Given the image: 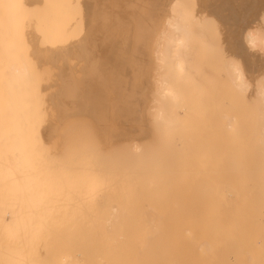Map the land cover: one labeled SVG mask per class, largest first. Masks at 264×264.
I'll return each mask as SVG.
<instances>
[{
  "label": "bare ground",
  "instance_id": "1",
  "mask_svg": "<svg viewBox=\"0 0 264 264\" xmlns=\"http://www.w3.org/2000/svg\"><path fill=\"white\" fill-rule=\"evenodd\" d=\"M0 1H1L0 3H2L0 4V6L1 5L3 6V8L2 6L0 7V10L3 9V12L0 11L2 12L0 13V20L2 21L3 16L6 15V13L4 12L6 8L5 6H8L9 8V5L11 4L10 5L11 8L14 7L18 9L19 6L21 5L22 7L26 8V9L24 8L25 10H27L29 8L32 9L31 7L33 6L39 5L38 6V9H39V7L42 5L43 0H10V1L4 0V1H8L7 3L9 5H5L6 2L4 3L3 0H0ZM45 1H43V3ZM191 1L192 0H97L95 1L96 9L94 10L93 15L90 17V21L86 28L87 29L86 34H84L86 37L82 39L81 44L84 46L83 51H85L84 48L87 49L86 51L88 50L90 51L88 52V55L86 56V64L88 65L87 74H94V75L96 73L99 74V72H96V73L95 71L93 72V68L95 69L96 65L99 63V58L95 55V50H94V48H96L98 44L97 37L100 35H103V32L105 30H110V31L113 30L111 32L114 33L115 31L116 33H120L124 31V28L125 30H127V33H129V31L131 30L132 31L131 33L133 34V35H129V36H133L132 41L130 40L131 45H129L131 49L129 62L132 68L131 70H129L130 71L129 74H131L132 72L131 80L133 81V83L140 82L142 77L145 76L146 74V71L139 70L140 67H142L141 64H145V62H147L148 64V62H150V64H153L152 66L155 67L154 69V67L152 68L150 67L151 65L149 66V68H151L149 72L150 73L149 77L153 76L154 78L153 92L157 95V97L153 98V101H155L156 104L154 108H153V105H151L152 107L145 105V109L151 108V109H157V110H155L154 113H151V117L147 115L146 118L150 117V119L153 120L151 121L149 119L151 123L153 122L152 123L153 129L155 125L157 126L161 125L162 127L159 130L158 128L157 129L155 128L154 131L151 130L154 134L152 135L151 133V135L149 136L147 134L143 136H138V135H133L132 133H129L128 131L126 132L124 131V204L123 203L120 204L121 208H118L117 204H113L112 208H109V209L105 208L102 210H90V209L89 210H72L70 208L69 209H60V208L52 209V206L50 207L48 203L50 204H55V203H51L50 201L47 202L46 200L48 199V197H46V200H44L47 203H44V201L41 200L44 196H47L46 195L47 193L43 194V197L38 198V199H40L44 204H48L47 205L48 207L43 208L44 205L43 207L40 206L42 205V203L41 204L38 203L36 198L39 196L37 193H35V191L32 193L30 192L29 194L22 193L24 189L28 193V190L32 189L31 185L33 184L32 183L33 180L35 181L36 178H39L40 180L41 175L42 176L44 175L43 173L41 174L42 170L44 169L43 168L39 169L41 168L39 167L40 164L38 165V167H35L37 166L36 159L38 158L40 159V157H37V156L40 154H37V156H35L34 153L33 155L29 153L31 150H29V152L26 150V147H28L29 145V143L27 142V137H26L28 136L26 134V131H27L26 129L25 131L21 130L22 127H19V125L15 127L14 122H11V121H10L11 123L8 122L9 125H2L3 123H1V126H0V264H195V263L198 264L200 261L199 257H236V258L238 257H250V258L251 257H264L263 256L264 251L262 253V256L260 255L255 256L253 254V253H256V251L254 250V245L256 247L257 244L255 243V241L253 243L252 239H250L249 237L250 236L249 234H251L252 232L251 233L248 232L249 234L246 233L248 230L245 231L244 225H243L244 222L241 221V223L243 222L242 226H240V224H237L238 219H236V216L234 215L237 212V208L239 211L240 207L245 208V204L248 207L249 206L255 207V209H256V206H259L257 209H259L260 206H264V202L261 199L257 198L256 196L244 193V191L243 192L240 191V193L238 192L239 188L241 190V188H243L241 186L245 185L244 183L245 181L243 180V178H239L240 180L243 181L242 182L238 179V177L236 178L233 175L232 177L231 175L230 176L228 175L229 177L221 176L219 180L216 179V181L218 180L219 182L218 187H217L218 189L216 192L215 190L213 193L205 191L206 193H203V195L201 194L202 196L200 195V198H203V200L199 202L198 200L195 201L196 199L194 200L192 199V202L186 203V204H182V202H180L181 200H184L183 197L180 200V196H182V194L184 193L180 195L178 194L177 197L175 196L176 200L174 199V193L176 192L175 190L178 187V185L177 187L174 186L176 185V183L172 184L174 187H176V189H174V193L173 191L169 192L168 187L166 189L167 191H165L163 188V186L165 185L166 186L171 185L170 177H169L171 176L170 174H172L173 172L171 169L172 168L171 165L173 164L175 165L176 162L179 164L182 162H179V159L181 156L180 154L176 152L177 154H175V156L179 155L178 161L171 163V165H170V162L165 163L166 162L165 161L163 164H161L162 167L159 168V169L161 168L163 169L164 168L163 165L166 164L168 165V167L171 166L170 170L172 172L168 171L167 172L168 174L167 173L164 174L163 173L164 170L161 171L158 169V166H157L158 160H162V159H157V156L160 155L157 152V150L159 149H156V147H158L156 146V144L159 143L158 142L159 139L156 138L155 134L157 133L159 134L160 133L159 131L161 130V132H163L164 134H163V138H161L162 136V133H161L160 141L162 139V141H165V143L169 142L170 144V142H172V138H174L175 135L179 131L178 130L179 128H177V130L175 129L177 133H174L175 135L173 137L172 134L174 132V126L175 128L177 125L183 126V127L187 126V124L182 123V120L179 119L176 115H174L173 112L171 113L169 108L171 107L178 108L179 106H181L182 93L186 87V84L184 83V78H186V76L188 75L187 74L188 69L191 67L189 64L191 60H193L191 58V55H194L195 50L199 51L200 44L201 45L203 43L205 44L206 39H208L204 32L207 30L205 29L206 27L205 28L203 27L202 21L205 20L204 21L205 23L207 17L211 14H219L221 16H224L225 14L223 12L228 8H229L228 10L230 11V14L234 13V10L236 8L234 7V5H231V4L234 1H238V0H196V1L193 0L194 5H197V7H193L189 9L187 5ZM239 2L243 3L242 1H239ZM65 3L66 2L63 1V4ZM93 3L94 1H90L91 5H93ZM46 4L47 6L49 5L48 3ZM33 10H35V8ZM36 11H39V10H36ZM44 11H45V8H44ZM256 11H257L255 12L256 17L254 18V20H252L253 24L243 29L241 35L237 36L239 39H237L236 36L234 35L233 33L234 31H231L230 28L227 27L228 30L227 32L226 31L225 32L228 33V35L226 36L227 38L225 39L226 40L225 42L228 46L227 48H229V51L232 54H230L229 58L225 59V66L224 64L223 66L225 67L224 69H226L225 72H226L227 79L229 81L228 85L230 84L229 86L232 85V87L237 88L239 92L241 93L245 92L247 96H250L249 93L251 91L253 92L252 93L253 99L257 103L259 107V112H260L259 113L256 110L257 111L256 113L257 114L259 113L260 117H262V120L264 121V73H260V74L257 73L258 75L254 76V82L252 84V82L249 79L250 77L248 76L243 66L235 62L233 58V54H236V53H241V54L254 53L260 56H264V6L260 8V10H256ZM31 12L29 11V13ZM16 13L18 12L16 11ZM1 15L3 16L1 17ZM18 15H16V19L20 20L17 17ZM23 16L25 17L24 14L22 15V17ZM35 17H37V15H35ZM40 18L38 20H41ZM11 19H14V21H16L15 17ZM18 20L16 21L17 23H18ZM16 22H14V24ZM19 23L22 24L23 22L21 21ZM63 23L65 24V22ZM72 23L73 22L71 21V24ZM69 25L70 24H67L66 26L70 27ZM9 26L7 25L5 27V29L7 28V31L9 30V28H10L9 31H11L13 29V28L11 29V27L14 25H12L11 27ZM23 26L21 27L19 26L20 27L19 29H21ZM26 27L27 26H25V30L27 29ZM38 27L39 26L37 25V28ZM42 27H43L42 29L39 27V30H33L35 28H32L31 31L32 32L38 31L37 33L40 32L41 35H43L42 30L44 29V26L42 25ZM59 27L57 28V30L54 29L55 27L52 28L55 30V32L57 31V34H55V32L52 31L48 35H50L51 37L57 36L60 31L64 30L63 28H65V30L68 28V27L67 28L63 27L61 25V29H62L61 30ZM49 31H51V27ZM111 32L110 33H108V31L104 32L105 35L108 33V36L110 38V39L108 38V41L111 40V36H110ZM8 33L9 34L5 33L3 35L4 37L0 34V37L2 36L0 39L5 38L6 35L7 37L8 35L10 36V33H11V37H13V35H16V33L14 34V32L12 33V31ZM65 33H67V31ZM17 34H18V31H17ZM29 34L30 33H27L25 31L19 36H21L23 41L25 42L27 41V35L29 36ZM39 35L40 34H38L37 36L35 35V40H36V37H39V38L41 37ZM62 35H65V34H62ZM68 36L70 37V35ZM68 36L65 35L66 38ZM125 37H126V40L127 38H129L127 36ZM74 38H75V35H74ZM121 38H122V35H121ZM151 38H153L151 52L149 54V58L146 59L145 54H143L142 52L143 46L146 44L147 40H150ZM67 39L69 41V38ZM33 40L34 39H32V41ZM35 40L31 43V40H29L28 38V43L30 42V45H32L33 47V45L35 44L34 43ZM40 40L41 38L39 39V41ZM5 41L0 40V44L2 45L0 46L1 48L3 47V45H7L8 42L9 43L14 42V39H11L9 41L5 40ZM51 41L49 42L50 44L57 43V40L52 41V42ZM64 41L65 40L63 41L60 40L61 43H63ZM65 42L68 43L67 41ZM74 43L77 45L78 42L77 43L74 42ZM30 45L28 44V46ZM59 45H62V44H59ZM67 45L71 46L72 42L71 43L69 42V44ZM48 46L50 47L51 45L48 44ZM66 46H64L65 47L64 49L66 51L68 50L69 52L71 50L70 49L71 47L67 46V48L69 47L67 49ZM44 47L42 48L44 49ZM42 48L40 50H42ZM59 48L60 50L63 49L62 46H59ZM21 49H23L22 46H21ZM101 51L103 52V49ZM85 53L87 54V52H84L82 53L83 54L82 56H84ZM49 55L50 54H48V56ZM41 60L42 59H40V61ZM51 60L52 59H50L49 61ZM17 64L15 65L19 67ZM1 67H2V64L0 65V69ZM12 68L15 69L16 72L19 71V69L14 68V66ZM254 68L256 69L258 67L254 66ZM23 71H24V68H23ZM172 71H173V74H172ZM24 73H26V71ZM70 75H71L70 73L64 70L60 72V75H59L60 82L58 83L60 89L57 91V96L63 97V99L60 98V102L63 103L64 105L63 108H65V110L67 111L73 110L80 103L79 102L75 106L74 105L75 102H73L71 99L74 100L76 99L75 98L76 95L79 96L82 94V93H79V95L76 94V91L80 92L82 88L80 86L79 87L81 88V90L80 89L78 90L79 87L76 88L77 90L74 88L77 86V84L75 83L76 86H73L72 83H74V81L71 82L72 76ZM28 76L26 79H29ZM174 78L175 80H173ZM27 81L29 83V87L30 85L32 86L29 80ZM31 82L33 83L34 81H31ZM2 83H4V81ZM141 83L145 84V82L143 81H141ZM23 84L26 85L24 82ZM17 85L19 84L17 83ZM0 86L6 89L7 85L3 86L2 84ZM1 87H0V92L2 93L0 94L2 95L3 93H6L8 89H6V91L3 92L2 91L3 89L1 90ZM26 89H30V88H27L26 86ZM136 89L132 88L131 90H128V91L129 93L134 94L136 92L135 91ZM37 91H40V90H37ZM84 91H85V88H84ZM89 91H85V93ZM234 91H236V89ZM27 93L30 94V91L29 92L27 91ZM37 94L38 93H36L35 95ZM16 95H18V93ZM82 95L84 96V92ZM5 97H7V95ZM79 97L77 99H79ZM24 98L27 99V96L26 97L24 96ZM131 98L133 99V97ZM1 99H3V101L6 100L5 98H1ZM17 100H19V98ZM88 100H91V99H88ZM1 101L2 100H0V102ZM31 101H32V98H31ZM95 101H96V98H95ZM161 102H165V104H169L168 107L163 105V103ZM30 106L33 107L31 104ZM127 106L129 107V105ZM127 106L125 107L127 108ZM17 108L19 107L17 106ZM101 108L102 107H100V110ZM30 109L33 111L32 108ZM82 109L84 110V107ZM133 109L131 111H133ZM29 110L27 111L29 112ZM136 110L139 111L138 108ZM128 111L129 109H127V111L124 110V113L126 112L130 114ZM227 113L223 115L224 120L222 122L223 123L222 125L225 128L231 129L235 127L234 121H235V116L237 115L235 114V116H233L231 114L232 116H229L230 113L229 112ZM134 114L136 113L134 112ZM65 116H67L65 115V113L61 114L62 119ZM32 121L34 122L33 118H32ZM56 125L57 123H51L46 128H43V127L40 128L39 135L36 134L38 131L34 133L37 136H39V140L36 139L37 140L36 142L40 144L39 142L41 141V143H44L46 147H47V144L50 145V142H52L54 138H56L57 133L60 132V128H57ZM236 126H237V123H236ZM34 127H38V126H34ZM261 128H262L261 133H260L261 137L259 138V141L264 144V123H263V127L261 126ZM33 130L35 131V129ZM33 130L31 131L33 132ZM182 130L184 129L182 128L181 131ZM31 134L33 133H30V135ZM34 134L33 136H35ZM178 135H176V137H178ZM113 136L114 135L107 136V137L111 138ZM121 136L122 135H120V137ZM150 136H153L156 139H153L151 137V140L149 141L151 142L152 146L150 144L151 149L150 148L147 149L146 147L148 146H146L145 144L147 143V145H149L148 143L150 142L148 141L146 142V139L148 140ZM175 138L174 140H176ZM153 142H155V144H153ZM160 144H162V142ZM171 144L172 146H175L173 142ZM38 147L39 145H37V148ZM158 148H161V147H158ZM30 149L32 148L30 147ZM38 150H40V148H38ZM50 150L48 152H50ZM159 151L162 152L161 150ZM163 151H165L164 147H163ZM167 151H168L167 153L168 157H170L171 155H172L171 158L175 157L173 154L174 152H170L169 148H167ZM169 153L171 154L170 156H169ZM60 154H61V151H60ZM165 154H166V151L164 155ZM182 154L184 155L186 154V152ZM42 163L43 162L41 161V164ZM62 165H63V162H62ZM166 165H165V169L168 168V167L166 168ZM121 167H123L122 164H121ZM175 167L176 168L174 169L176 171L179 170L178 165H175ZM181 167L183 168L182 165ZM178 172L181 175L182 170L181 171L179 170ZM178 172H176V174H178ZM175 175L174 176L172 175L173 178H175ZM44 177L46 179V176ZM44 177H43V180H44ZM180 177L181 178L183 177V179H185V176L183 174ZM187 179H190V178H187ZM23 181H25V183H22ZM40 181L38 182L40 183ZM183 181L185 182V180ZM189 181H188V184H189ZM184 182L182 183L181 181L182 184H184ZM240 182L244 184H240ZM209 184L210 183H208V185ZM239 184H240V187H239ZM215 185L217 186V184ZM207 186L205 187V189L207 188ZM182 187L180 189L181 191H182ZM162 189L164 190L163 192H161ZM177 191L180 192L179 189H177ZM51 196L54 197L55 195L54 196L51 195ZM184 196L188 197L185 194ZM197 199H198V196H197ZM186 201H187V198L185 202ZM241 203H243L244 206ZM237 204L238 206L240 204V207H237ZM37 206H40L41 208H38ZM49 207L51 209H48ZM246 210H247V215H248L250 211L248 212L247 208ZM251 211L254 212L255 210L251 209ZM257 211L258 210H256L254 213H256ZM225 212H231V214L227 216L224 214ZM240 212H242V210H240L237 213H240ZM92 213H98V214H92ZM243 214L244 212H242L241 215ZM245 215H243L244 218L247 217V215L246 216ZM224 216H226V218H224ZM250 216H252L251 212L249 214V217ZM241 218L242 220H245L243 219V217ZM247 219L248 217L246 218L245 222L248 223ZM250 222L251 221H249V223ZM247 223L245 227L247 226ZM250 230L251 229H249V231ZM258 236H259V233H258ZM257 248L258 246L255 249L261 252V249L258 250L259 248L258 249ZM191 260H193L195 263H191Z\"/></svg>",
  "mask_w": 264,
  "mask_h": 264
},
{
  "label": "rangeland",
  "instance_id": "2",
  "mask_svg": "<svg viewBox=\"0 0 264 264\" xmlns=\"http://www.w3.org/2000/svg\"><path fill=\"white\" fill-rule=\"evenodd\" d=\"M43 1L41 5L42 7L40 6L39 9H38L39 5H36V6L31 7L32 9L29 8L27 10H25L26 8L22 7L21 5L19 6L20 9L19 8L17 9L14 7L11 8L10 7L11 4L9 5L7 3L8 1H4V3L6 2L5 5H9L10 9L8 8V6H5L6 8L4 7L5 8L4 12L6 13L5 15L6 17L3 16L4 15L3 14L1 15V17L3 16V19L2 21L0 20V34L2 36L5 33L9 34L8 32H11V31L12 33L14 32V34L16 33L17 35V36L13 35L14 37L13 38L11 37V33H10V36L9 35L8 37L7 35L5 36L6 39L5 38L0 39L4 41L5 40L9 41L11 39H14V42L12 43L8 42L7 45H3L2 48L0 47V63L2 64V67L0 69V85L2 84L3 86L7 85L6 89H8L6 93H3L4 96L3 94L2 95L0 94V100L3 101V99L1 98L6 99L3 102L2 101L0 102V120H1L0 126H1V123H3L2 125H9V123L14 122L15 127L19 125V127H22L21 130L25 131L26 129L27 130L26 134L28 135L26 136L27 142L29 143V145L27 143L28 147H26V150L28 152L29 150L33 151V152L30 151L29 153H31L32 155L34 153L35 156H37V154H40L37 156V157H40V159L39 158L36 159L37 166L35 167H38V165L40 164L39 167L41 168L39 169H42V168L44 169L41 172V174L43 173L44 175L43 176L41 175V178H40V180L43 182H41L39 178H36L37 181L35 179V181L33 180L32 182L35 185L30 184L32 186V189L30 190L28 188L29 189L28 193L24 189L22 193L29 194L30 192L32 193L35 191V193H37L39 196L36 199L39 204L42 203V205L40 206L43 207L44 205L43 208H47L48 204L50 207L52 206V209H59V208L69 209L70 208L72 210H89V209L90 210H102L105 208L106 209L112 208L113 204H117L118 208H121L120 204L122 203L124 204V131L125 132L128 131L129 133H132L133 135L143 136L147 134L149 136L151 135V133L152 135L154 134L151 130L154 131L155 128L156 129L158 128L159 130L162 127L161 125H158V126L155 125L153 129V126H152L153 122L151 123V121H153L152 119H150L151 113H154V111L157 109H151V108L145 109V105H148V106L153 105V108H154L156 104V102L153 101V98L157 97V95L153 92L154 78L153 76L149 77L150 75L149 72L151 68L154 66H152L153 64H150V62H148V64L147 62H145V64H141L142 67H140L139 70L146 71L145 76H143L141 79V81L145 82V84L141 83V81L133 83V81L131 80L132 72L131 74H129L130 73L129 70L132 69L131 64L129 62L130 50H131L129 45H131V41L133 37L129 35H133L131 33L132 31L130 30L129 33H127V30H125L124 28V31H123L124 34L123 32H120L121 33L120 34V33H116L115 31L114 33L111 32L113 30L111 31L105 30L106 32L108 31V33L111 32V35L109 34L111 36V40L108 41V38H109L108 33L105 35L104 33L105 31H104L103 35H100L97 37L98 44L96 48H94L95 55L99 58V63L96 65L95 69L93 68V72L94 71L95 73L99 72V74L98 73H96L95 75L87 74L88 65L86 64V56L88 55V52L90 51L89 50L86 51L87 49L85 48H84L85 51H83L84 46L81 43H82V39L86 37L84 34H86V30H87L86 28L90 21V17L93 15L94 10L96 9L95 1L97 0H73V1L72 0H58V1L57 0L56 1L47 0L48 2L45 1L44 2L45 4L43 3ZM63 1L66 2L67 4L66 3L63 4ZM90 1H94L93 5L90 4ZM239 1H242L243 3H240ZM46 3H48L49 5L47 6ZM231 5H234V7L236 8L234 10V13L230 14V11L228 10L229 9L228 8L223 12L225 14L224 16H221L219 14H211L207 17L205 23H204L205 20L202 21L203 27L204 28L206 27L205 29L207 31H204V32L208 39H206L205 44L204 43L202 45L200 44L199 51L195 50L194 55H191V58L193 60H191L189 64L191 67L189 66L190 68L188 69V72H187L188 75L186 76V78H184V83L186 84V87L182 93L181 106H179L178 108L177 107L176 108L171 107L172 109L169 108L171 113L173 112L174 115H176L179 119L182 120V123L187 124L186 127L177 125L179 127L176 126L175 128L174 126V132L172 134L173 137L175 135L174 133H177L176 131L177 128H179L178 129L179 131L176 134V135L179 134L178 137H176V135H175L176 138L174 137L176 140L172 138V142L177 148L175 146H172L171 144L172 142H170L169 144V142L165 143V141H162V139L160 141L161 133H162L161 138H163V134H164L163 132H161V130L159 131L160 132L159 134L158 133L155 134L156 138L159 139L158 141L159 143L156 144V146L161 147V148L156 147V149H159L162 151L160 152L159 150H157V152L160 154L159 156H157V159H162V160H158V164H157L158 169L162 167L161 164H163L165 161H166L165 163L170 162V165L171 163L178 161L179 155L175 156V154L178 153L182 157V158L180 157L179 159V162H182V163L179 164L176 162L175 165L179 166L180 171L182 170L183 173L181 172V175L183 174L185 176V179H183V177L182 178L180 177L181 175L178 172L179 170L176 171L174 169L177 167V166L175 167L174 164L171 165L172 166L171 169L175 174L176 172H178V174L176 175L170 170L171 166L168 167V165L166 164L163 165L164 167L163 169L162 168L159 169L161 171L164 170L163 171L164 174L169 171V172H172V174L169 173L171 176L175 175V178H173V176L172 177L169 176L171 185H167V186L165 185L163 186V188L165 191H167L166 189L168 187V191L169 192L173 191L174 193V189H176L178 185L177 189H179L181 193L178 192L176 189L175 190L176 192L174 193V199L176 200L175 196L177 197L178 194L180 195L182 193L188 196L186 197L184 196V194L180 196V200L182 199V197L184 198V200L180 201L182 202V204L190 203L192 202V199L193 200L196 199L195 201L198 200L200 202L201 200H203V198H200V195L201 194L203 195V193H206L205 191L213 193L215 190L216 192L218 189L217 187L219 183L218 182L219 178L221 176L227 177L228 175L229 176L231 175V177L233 175L236 178L238 177V179L243 178V180L245 181L244 182L245 185L241 186L243 188H241V190L239 188L238 190L239 193L240 191L242 192L244 191V193L256 196L257 198L261 199L264 202V182H263L264 181V144L259 141V138L261 137V134H260L261 129H262L261 126L263 127L264 121L262 120V117H260L259 107L253 99V94H252L253 92L251 91L249 93L250 91L249 90L248 93L250 96H247L245 92L241 93L239 92L237 88L232 87V85L229 86L230 84L228 85L229 81L227 79L226 72H225L226 69H224L225 59L229 58L230 54H232L229 51V48H227L228 46L225 42L226 41L225 39L227 38L226 36L228 35V33H226L228 30L227 27H229L231 31H234L233 32L234 35L236 36L237 39H239L237 36L241 35L243 29L253 24L252 20H254V18L256 17L255 12H257L256 10H260V8L264 6V0H247V1L238 0V1H234ZM187 7L191 9L193 7H197V5H194V2L192 0L190 3H188ZM34 8L35 10H33ZM44 8H45V11H44ZM36 10H39V11H36ZM0 11L3 12V9ZM16 11L18 13H16ZM29 11L30 12L32 11V12L29 13ZM18 14L19 15L24 14L25 17L24 16L22 17V15H20L19 17ZM16 15H18L17 17L24 24L19 23L21 21L16 19ZM35 15H37V17H35ZM13 17H15L16 21L18 20V23L14 21V19H11ZM39 18L42 21L38 20ZM10 20L13 22H11ZM71 21L73 22L72 24H71ZM14 22L16 23L14 24ZM63 22H65V24ZM67 24H70L69 25L70 27L66 26ZM7 25L9 27L14 25L11 27V29L12 28L13 29L9 31L10 28L8 27L9 30L7 31V28L5 29ZM23 25L27 26L26 30H25V26ZM37 25L41 29L43 28L42 25L44 26V29L42 30L43 35H41L40 32L37 33L38 31L37 32L35 31L37 34L31 31L32 28H35L33 30H39V27L37 28ZM61 25L63 27H66V28L68 27L69 29L70 28L71 29L69 30L67 28L65 30V28L62 27L64 29L62 30ZM19 26L20 27L23 26V27L19 29L20 28ZM57 26L58 27L60 26L59 28L62 30L60 31L61 34L58 31L61 36L58 34L57 35L58 37L52 36L53 37L52 38L48 34H50L52 31L55 32L54 29L57 30L58 28ZM50 27H51V31H49ZM16 30L18 31V34ZM24 30L27 33H30L29 36L27 35V41L25 42L23 41L22 37L19 36L20 34L25 32ZM47 30L49 33L47 32ZM30 31L32 32V34ZM66 31L68 34L65 33ZM70 32L73 34H71ZM38 34H40L39 36H41L40 38L42 41L41 40L39 41L40 39L39 37H36V40H35V35L37 36ZM55 34H57V31L55 32ZM62 34H65L66 36L70 35V37L69 36L67 37L69 38V41L65 37V35H62ZM74 35H75V38H74ZM121 35H122V38H121ZM125 36L129 38H127L126 40ZM20 37L22 40L20 39ZM28 38L29 40H31V43L35 40L34 42L35 44L33 43L35 47L34 45L32 47V45H30V42L28 43ZM32 39L34 40L32 41ZM48 39L50 41L57 40V43L50 44L49 43L50 41ZM62 39L67 41L68 43H66L65 41L61 43L60 40L63 41ZM152 39L153 38H151L150 40H147L146 44L143 46L142 52L143 54H145L146 59L149 58V54L151 52ZM69 42L70 43L72 42L71 46L67 45L69 44ZM74 42L76 43L78 42L77 45L78 44L79 45L77 46ZM26 43H28L31 47L28 46V44ZM58 43L62 45H59ZM48 44L51 46L49 47ZM58 45L62 46L63 49L65 48L64 46L66 45L70 46L71 47L70 49L73 50L74 53L70 49L69 50L71 52L70 51L68 52V50L66 51L65 49L63 50L62 48H61L62 50H60ZM0 46L2 45L0 44ZM21 46L23 49H21ZM42 47H44V49ZM41 48L42 50H40ZM102 49H103V52L101 51ZM35 51L37 54L35 53ZM84 52H87V54L85 53L84 56H82L83 55L82 53ZM43 53L45 54V56ZM48 54L50 55L48 56ZM233 58L235 62L243 66L248 76L250 77L249 79L252 82V84L254 82V76L260 73H264V65H262L264 64L262 63L264 62L262 61L264 60V56H260L254 53L252 54L236 53V54H233ZM40 59H42L41 60L42 62L40 61ZM50 59L52 60L49 61ZM38 62L40 65L38 64ZM15 64H17L19 67H17ZM13 66L14 68H18L19 71L16 72L15 69L12 68ZM149 66L151 68H149ZM254 66H257L258 68L255 69ZM23 68H24V71H23ZM62 70L71 74L70 75L72 76L71 82L74 81V83H72L73 86H76L77 84V86L74 87L75 89L79 86L82 88L81 90V88L79 87L78 90L80 89L82 92L76 91V94L79 95V93L83 94L84 92V96L86 97L85 98L82 94L79 95L80 97L75 94L76 99L74 100L71 99V100L75 102L74 103L75 106L79 102L80 103L76 106V108H74L73 110H69V111L65 110V108H63L64 106L63 103L60 102V98L63 99V97L57 96V91L60 89L59 84H58L60 82L59 75ZM25 71L26 73H24ZM19 72L22 74H20ZM25 74L27 76L29 75L28 76L29 79H26L27 76ZM172 74H173V71H172ZM21 79H23L24 81ZM27 80H29L30 84H32L33 87L31 85L29 87V83ZM173 80H175V78ZM3 81L4 83H2ZM22 81L26 85H24ZM31 81H34V82L32 83ZM17 83L19 85H17ZM26 86L27 88H30V89H26ZM84 88H85V91H89V90L90 91L85 93ZM132 88L134 89L137 88L135 90L136 92L134 93L135 95L133 93H129L128 91V90H131ZM6 89L1 87V90L3 92L6 91ZM235 89L236 91H234ZM37 90H40V91H37ZM27 91L28 92L30 91V94L27 93ZM17 93L18 95H16ZM36 93L38 94L35 95ZM6 95L7 97H5ZM16 96L19 98V100H17L18 98ZM24 96L25 97L27 96V99L24 98ZM78 97L79 99H77ZM131 97H133V99ZM31 98H32V101H31ZM95 98H96V101L98 99V101L100 102L98 101L96 102ZM88 99H91V100H88ZM161 103H163V105L167 107L169 105V104H165V102H161ZM16 104L19 108H17ZM30 104L33 107H31ZM127 105H129V107L131 108H129ZM125 106H127V108ZM77 107L78 108L80 107V108L78 109ZM83 107H84V110L82 109ZM100 107H102L101 110H100ZM132 107L135 109H133ZM30 108H32L33 111ZM137 108L139 109V111L136 110ZM127 109H129L128 112L130 114L126 112H125L126 114L124 113V110L127 111ZM132 109L133 111H131ZM27 110H29V112ZM256 110L259 112L258 113L259 116L256 113L257 112ZM134 112L136 114H134ZM227 112L230 113L229 116H232V115L235 116V114L237 115L235 116V121H234L235 127L231 129L225 128L222 125L223 124L222 122L224 120L223 115L226 114ZM62 113H65V115H67L63 119L61 118ZM147 115H149L150 117L146 118ZM32 118L35 123L32 121ZM51 123H57L56 125L57 128H60V132L58 131L59 133H57V136H56L57 139L54 138V140L50 142V145L47 144V147L44 143H41V141L39 142L40 144H38V142L36 141L39 140V136H37L36 134L39 135L40 128L42 127L46 128ZM236 123H237V126H236ZM32 124L38 127H34ZM182 128L184 130L181 131ZM33 129H35V131ZM31 130H33V132ZM30 133H33V134L36 133V134H34L35 136H33V134L30 135ZM116 134L119 137H117ZM29 135L32 137H30ZM112 135L114 136L111 138L107 137V136H112ZM120 135L122 136L120 137ZM151 137L153 139H156L153 136H150L148 140L146 139V142L147 141L150 142L149 140H151ZM161 142L162 144H160ZM36 144L39 145L38 148H40V150H38ZM148 144L149 145H147V143L145 144L146 146H148V147L145 146L147 149L152 146L151 142ZM153 144H155V142H153ZM30 147L32 149H30ZM163 147L166 151V154H165L166 156L164 155L165 151H163ZM167 148H169L170 152H174L173 153L175 156V157L173 156L174 158H171L172 155L170 153H169V156L170 155L171 156L170 157L167 156V153H168ZM49 150L50 152H48ZM60 151H61V154H60ZM185 152L186 154L183 155L182 153H185ZM41 161L43 162L42 164H41ZM62 162H63V165H62ZM184 162L187 164H185ZM121 164L123 167H121ZM165 165H166V168L168 167L167 169H165ZM181 165L183 166V168L181 167ZM44 176H46V179ZM43 177H44V180H43ZM187 178H190V179H187ZM181 179L187 182L185 183ZM216 179L218 180L216 181ZM38 181H40V183ZM181 181L182 183L184 182V184H182ZM188 181H189V184H188ZM22 183H25V181H23ZM175 183L176 185L174 186L176 187L172 185ZM208 183L210 184L208 185ZM244 183L240 182V184H244ZM215 184H217V186ZM240 184H239V187H240ZM206 186L207 188L205 189ZM181 187H182V191L180 190ZM164 190L162 189L161 192H163ZM43 194H46L47 196L43 197ZM51 195L53 196L55 195V196L52 197ZM190 195H192L193 197ZM197 196H198V199H197ZM41 197H43L41 199L43 201L46 200V197H48L46 201L47 202L50 201L51 203H55V204H50V203L44 204L47 202L44 201L43 203L40 199H38ZM186 198H187V201L185 202ZM241 204L243 205V203ZM40 206H37V207L41 208ZM50 207L48 209H51ZM237 207H240V204L239 206L237 204ZM258 207L259 206H256V209H255V207H250V206L248 207L245 204V208L244 207L239 208L240 210H242V212H244L243 215L245 214L247 215L246 208L248 209V212L249 211L251 212L252 216L249 217L250 212L247 215L249 219V220L247 219L248 223L245 222L247 217L244 218V216L241 215L242 212L237 213L240 211V210L238 211V208H237L236 214L234 215L236 216V219H238L237 224H240V226H242V223L244 222L243 223L244 229L245 231L248 230L246 233L252 232L251 234L248 233L250 235L249 236L250 239H252L253 243L255 241V243L257 244L256 247L258 246L259 248V249L257 248L258 250L261 249V252L257 251L254 245V250L256 251V253H253V254L255 256L256 255L262 256V253L264 251V212H263L264 206H260V208L257 209ZM251 209L255 211L258 210V211L254 213L255 211L252 212ZM92 214H98V213H92ZM224 214L228 216L231 214V212H225ZM241 217H243V219L245 220H242ZM224 218H226V216H224ZM241 221L243 222L241 223ZM249 221L251 222L249 223ZM246 223H247V226L245 227ZM249 229L251 230L249 231ZM258 233L260 237L258 236ZM238 258L236 257H199L200 259L199 263L200 264H204V263L205 264H232V263L233 264L234 263L235 264H264V257H251L252 259L250 257H238ZM191 263H195V262L191 260Z\"/></svg>",
  "mask_w": 264,
  "mask_h": 264
}]
</instances>
